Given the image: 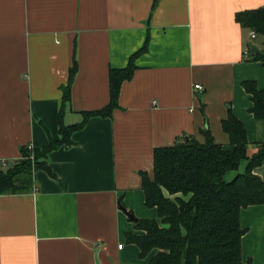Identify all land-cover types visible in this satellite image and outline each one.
I'll return each mask as SVG.
<instances>
[{
  "label": "crops",
  "instance_id": "obj_1",
  "mask_svg": "<svg viewBox=\"0 0 264 264\" xmlns=\"http://www.w3.org/2000/svg\"><path fill=\"white\" fill-rule=\"evenodd\" d=\"M261 6L264 0H0L2 169L24 147L62 138L59 112L75 58L65 125L107 106L110 68L126 66L147 45L122 82L120 106L93 115L50 150L28 189L0 194V264H152L156 250L141 257L128 239L142 231L123 206L137 218L158 217L145 203L140 173H153L155 147L204 141L209 127L230 149L222 125L230 111L246 125L248 154L262 147L264 121L249 109L243 81L264 89V63L249 49L264 50V42L235 18ZM248 161L225 179L244 173ZM254 172L264 178V160ZM240 214L242 264H264V203Z\"/></svg>",
  "mask_w": 264,
  "mask_h": 264
},
{
  "label": "trees",
  "instance_id": "obj_2",
  "mask_svg": "<svg viewBox=\"0 0 264 264\" xmlns=\"http://www.w3.org/2000/svg\"><path fill=\"white\" fill-rule=\"evenodd\" d=\"M235 18L245 27L264 35V6L243 9ZM138 49L126 66L110 69V102L101 109L83 111L84 120L70 125L63 123L64 105L70 99L72 82L78 68L75 58L70 77L64 86L63 105L59 112L60 140L51 139L43 148L24 147L22 157L7 168H0V194L26 190L32 181L34 168L44 167L50 150L70 142V135L93 115L108 116L120 106L119 95L124 80L136 69L135 59L146 49ZM253 57L264 63V50L249 47ZM251 94L249 109L258 121H264V89L256 80H244ZM224 131L232 147L213 137L209 127L202 130L205 139L187 138L169 146L154 149L153 173L141 170L145 203L157 207L158 217H142L136 226L142 233L130 232L128 239L141 249L140 256H150L152 264H242V236L247 231L241 224V209L264 203V178L254 172L264 160L262 147L248 154L249 139L246 125L233 112L222 119ZM249 159L244 173H237L230 181L225 175L237 170Z\"/></svg>",
  "mask_w": 264,
  "mask_h": 264
},
{
  "label": "water",
  "instance_id": "obj_3",
  "mask_svg": "<svg viewBox=\"0 0 264 264\" xmlns=\"http://www.w3.org/2000/svg\"><path fill=\"white\" fill-rule=\"evenodd\" d=\"M250 46H251V48H253L255 51H259V50H260V48H258V46L255 45L254 43H251ZM123 209H124L125 212H127L129 218H131V219L134 220V221H138V220H139V218H137V217L134 215V213H133L132 211H129V210H128L127 208H125L124 206H123Z\"/></svg>",
  "mask_w": 264,
  "mask_h": 264
},
{
  "label": "built area",
  "instance_id": "obj_4",
  "mask_svg": "<svg viewBox=\"0 0 264 264\" xmlns=\"http://www.w3.org/2000/svg\"><path fill=\"white\" fill-rule=\"evenodd\" d=\"M257 34H258V33H255V31H252V35H253V37H256ZM194 86H195L196 89H197V88H199V89H203V88H204V85H202L201 83H197V84H195ZM4 162H6V161L4 160L3 163H4ZM119 247H122V243L119 244Z\"/></svg>",
  "mask_w": 264,
  "mask_h": 264
},
{
  "label": "rangeland",
  "instance_id": "obj_5",
  "mask_svg": "<svg viewBox=\"0 0 264 264\" xmlns=\"http://www.w3.org/2000/svg\"><path fill=\"white\" fill-rule=\"evenodd\" d=\"M257 39V41L259 40V42L261 41V42H264V35L263 34H261L260 35V37H258V38H256ZM255 39V40H256ZM263 46H264V44H263Z\"/></svg>",
  "mask_w": 264,
  "mask_h": 264
}]
</instances>
